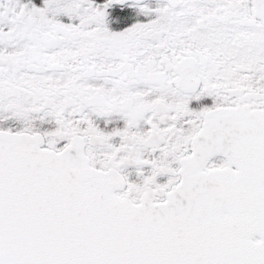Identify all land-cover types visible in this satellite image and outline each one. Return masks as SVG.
Returning a JSON list of instances; mask_svg holds the SVG:
<instances>
[{
    "label": "snow or ice",
    "instance_id": "snow-or-ice-1",
    "mask_svg": "<svg viewBox=\"0 0 264 264\" xmlns=\"http://www.w3.org/2000/svg\"><path fill=\"white\" fill-rule=\"evenodd\" d=\"M126 2L0 0V264H264V0Z\"/></svg>",
    "mask_w": 264,
    "mask_h": 264
},
{
    "label": "flooded vegetation",
    "instance_id": "flooded-vegetation-1",
    "mask_svg": "<svg viewBox=\"0 0 264 264\" xmlns=\"http://www.w3.org/2000/svg\"><path fill=\"white\" fill-rule=\"evenodd\" d=\"M132 2L133 0H127L124 5L116 3L108 9L109 27L112 30L121 31L136 22H147L149 17L140 13L138 8L132 7ZM147 2H149L153 8L158 5V0H147ZM37 3H41V0H37ZM97 3L103 4L104 0H97ZM206 103L211 104V98H208Z\"/></svg>",
    "mask_w": 264,
    "mask_h": 264
}]
</instances>
